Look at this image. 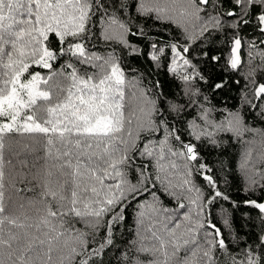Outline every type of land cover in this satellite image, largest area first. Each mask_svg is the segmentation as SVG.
<instances>
[{
  "label": "snow or ice",
  "instance_id": "snow-or-ice-1",
  "mask_svg": "<svg viewBox=\"0 0 264 264\" xmlns=\"http://www.w3.org/2000/svg\"><path fill=\"white\" fill-rule=\"evenodd\" d=\"M258 71L264 0H0V264H264V172L237 201L202 155L264 132Z\"/></svg>",
  "mask_w": 264,
  "mask_h": 264
},
{
  "label": "trees",
  "instance_id": "trees-1",
  "mask_svg": "<svg viewBox=\"0 0 264 264\" xmlns=\"http://www.w3.org/2000/svg\"><path fill=\"white\" fill-rule=\"evenodd\" d=\"M227 5H225V9H227ZM141 26H143V21L139 22ZM152 34L153 38H166L170 39L172 35L179 34V29L175 28L174 25H160V24H152L149 22V27L146 29ZM157 33L160 34V37H157ZM247 37L255 38L257 41L259 40L251 30H246ZM130 42L136 43L140 46H143L146 41L138 38V37H129ZM104 45L101 42L98 50H103ZM242 59L247 60V52L244 51L242 53ZM127 72L126 75L128 79H132L133 77L143 75L145 78V82L149 80H155L157 77L153 74L156 70L151 65L150 61H145L143 58H135L130 59L127 62ZM256 64H259V60L256 61ZM256 80L258 83L264 82V73L257 72ZM134 90V89H133ZM126 91H129L126 89ZM216 103L220 102V97L217 96ZM254 103H258L257 101H253ZM241 104L240 101V90L233 89L231 95L227 100V105L232 108H239ZM245 111H247L245 109ZM246 122L252 128L257 130H264V121H261L260 118L256 115L255 112H248L246 115ZM224 143L222 147H207L202 150L203 160L208 163L210 167H212L217 177H219L220 188L222 191L228 192L233 199L237 201H243L246 198H249V194L244 191L245 185V173L252 175L255 172H264V162H260V157L264 154V132L258 131L256 134L252 132H248L245 134L243 140L249 141V143H244L242 141H237L236 139H229L228 136H224ZM248 151H251V159L248 161L247 166L244 170H241V165L244 162L243 157L244 154ZM38 155H43V152L40 151L37 153ZM6 158L8 156V152L6 150ZM16 164V161H13ZM32 159L29 157V166H31ZM42 163V161H41ZM17 170H19V165L17 164ZM9 169L6 167V172ZM25 173L28 172V169H23ZM227 180V183H224V180ZM255 179L260 180V176L256 175ZM31 176L29 175L26 179H23V182H20L17 179L16 187L19 189H25L28 187H34V184H30ZM198 184H203V180L197 181ZM39 193V189L35 188L34 191H20L19 193H13V198L17 202L25 203L24 211H31L29 206L26 203L27 198L37 197ZM260 196L259 190L255 193L251 194V198L257 199ZM165 204L168 206H173L170 200L165 199ZM242 211H247V209H243ZM131 213V209H129ZM78 227H83L82 225H78ZM131 227V222L129 224ZM123 231V229H121ZM119 235V233L117 234Z\"/></svg>",
  "mask_w": 264,
  "mask_h": 264
}]
</instances>
